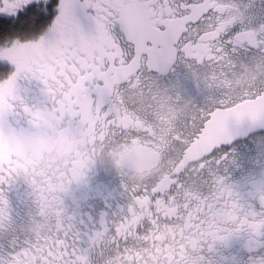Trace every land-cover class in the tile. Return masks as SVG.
Segmentation results:
<instances>
[{
  "label": "snow or ice",
  "instance_id": "snow-or-ice-1",
  "mask_svg": "<svg viewBox=\"0 0 264 264\" xmlns=\"http://www.w3.org/2000/svg\"><path fill=\"white\" fill-rule=\"evenodd\" d=\"M237 19L221 0H0V48L44 38L56 56L50 68L26 69L0 88V134L90 130V140L158 150L162 127L151 107L127 99L136 85L175 101L168 114L171 151L185 159L167 174L127 177V207L102 219L85 249L63 206V194L90 169L95 149L85 142L29 183L42 219L33 238L0 256V264H93V252L98 264H206V250L240 233L264 248V187L253 194L258 206L242 202L220 174L228 156H217L232 140V124H264V28L232 33ZM242 52L251 55L242 59ZM16 72L0 61V84ZM184 74L214 94L210 103L198 107L185 98ZM236 75L244 82L225 88ZM33 84L43 96L40 106L24 100ZM11 185L0 170V195ZM177 220L183 231L170 232ZM250 264H264V255Z\"/></svg>",
  "mask_w": 264,
  "mask_h": 264
},
{
  "label": "flooded vegetation",
  "instance_id": "flooded-vegetation-1",
  "mask_svg": "<svg viewBox=\"0 0 264 264\" xmlns=\"http://www.w3.org/2000/svg\"><path fill=\"white\" fill-rule=\"evenodd\" d=\"M221 3L229 6V14L238 16L231 26L232 33L248 30L259 32L264 28V0H221ZM45 44V39L39 38L28 44L17 40L10 46L0 48V61L10 62L17 69L12 78L0 84V88L7 90L15 75L26 69L50 68L51 61L56 56ZM250 55L247 52L239 54L242 59ZM179 82L185 98L193 105L204 107L210 103V97L214 94L202 85L198 86L190 76L182 75ZM243 82V77L236 75L234 79H227L224 87L233 88ZM112 85L119 88V80H114ZM23 96L29 105L40 106L43 101V96L35 84ZM127 99L132 104L151 107L162 127L158 135V150H146L136 141L100 138L90 140V130L72 133L67 129H59L54 132L39 131L30 136H13L8 132L0 134V165L7 163L10 169L23 165L29 157L35 163L45 157L53 158L66 153L71 156L85 142L94 144L90 169L82 180L73 183L63 194V206L74 217V223L83 235L80 246L85 249L88 248L87 237L99 230L101 220H111L127 207L128 196L124 184L127 177L135 179L137 165H146L152 172L149 177L151 178L175 171L185 163L179 153L171 151L172 141L169 134L172 133L174 125L168 114L175 103L173 98L167 92L152 95L132 85L127 91ZM101 151L121 154L123 167L117 169L103 164L97 156ZM224 155L228 156V160L221 166L220 174L233 186L242 202L258 206L253 194L264 187V127L222 144L217 150V156ZM5 194L11 203L12 227L7 232H0V256H6L32 239L35 222L42 219L39 216L37 198L29 183L21 181L5 186ZM169 231H177L174 224L169 227ZM178 231H183V225ZM204 255L206 264H250L254 256L264 255V248H258L247 233H240L225 242H217ZM92 260L93 264H98L101 257L93 252Z\"/></svg>",
  "mask_w": 264,
  "mask_h": 264
},
{
  "label": "clouds",
  "instance_id": "clouds-1",
  "mask_svg": "<svg viewBox=\"0 0 264 264\" xmlns=\"http://www.w3.org/2000/svg\"><path fill=\"white\" fill-rule=\"evenodd\" d=\"M100 161L105 165H111L117 169L123 167V156L119 153L109 152H98L97 154ZM70 157V153L64 155H57L53 158L45 157L39 162H32V158L29 157L28 160L19 166L12 167L10 169L7 163L0 165V170L8 177L9 183H18V182H33L38 180H43L48 176L50 172L53 171L58 164ZM95 159V158H94ZM94 162V161H93ZM152 175V172L146 165H137L135 179L137 181H144L149 179ZM12 227V215H11V203L4 193L0 195V232H7ZM174 227L178 231L182 227V222L177 220L174 223Z\"/></svg>",
  "mask_w": 264,
  "mask_h": 264
},
{
  "label": "water",
  "instance_id": "water-1",
  "mask_svg": "<svg viewBox=\"0 0 264 264\" xmlns=\"http://www.w3.org/2000/svg\"><path fill=\"white\" fill-rule=\"evenodd\" d=\"M230 127H231L232 140H234L246 136L248 133L254 130L263 128L264 124H260V123L253 124L251 122L246 121L239 124H232Z\"/></svg>",
  "mask_w": 264,
  "mask_h": 264
},
{
  "label": "trees",
  "instance_id": "trees-1",
  "mask_svg": "<svg viewBox=\"0 0 264 264\" xmlns=\"http://www.w3.org/2000/svg\"><path fill=\"white\" fill-rule=\"evenodd\" d=\"M30 41H31V40H29V41H27V42H25V43H27V44H28Z\"/></svg>",
  "mask_w": 264,
  "mask_h": 264
}]
</instances>
